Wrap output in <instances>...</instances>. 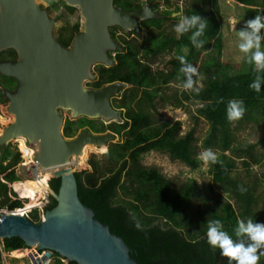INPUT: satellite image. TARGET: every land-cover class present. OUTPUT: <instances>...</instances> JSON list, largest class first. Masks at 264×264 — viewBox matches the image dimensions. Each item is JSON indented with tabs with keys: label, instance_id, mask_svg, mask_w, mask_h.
<instances>
[{
	"label": "trees",
	"instance_id": "obj_1",
	"mask_svg": "<svg viewBox=\"0 0 264 264\" xmlns=\"http://www.w3.org/2000/svg\"><path fill=\"white\" fill-rule=\"evenodd\" d=\"M233 1L235 6L232 9L234 8L235 11L238 9L234 15L238 19L236 30L239 27L242 28L247 20L257 15H264V0ZM167 3L169 6L170 3L168 1ZM194 3L193 7L189 6L182 10L180 17L197 14L207 21L208 28L200 38L204 41L203 47L196 48L190 43L191 33L183 36L164 34L165 20L172 14L168 7V10L160 16L141 21V28L149 32L144 49L137 43L127 41V35L136 36L135 32L125 33L126 36L124 34L117 38L115 30L110 29L113 39L123 47V50L116 52L115 66L108 68L97 65L96 79L90 83L93 89H101L117 81L134 86L123 94L121 104L112 105L113 108L122 111L124 120L122 125L109 126L110 132L121 138L119 144L110 147V156L105 155L114 165L115 170L108 169L109 174L104 175L101 163L91 159L89 164L92 172H78L76 179L81 201L92 208L96 213L95 218L110 226L113 234L124 239L131 250V257L139 264H229L227 258L220 254L219 249H214L207 244V221L221 220L223 230L234 240L237 239L235 228L238 220L246 221L251 218L255 223L264 224V218L255 211L258 203L255 188L246 182L234 179L231 175L236 169L238 159L246 168L257 163L251 155L255 146H250L244 151L235 148L234 121H229L226 117L228 102L238 99L243 101L246 111L243 118L237 122L259 125L264 120V84L258 93L249 87L257 75L264 77V72H258L255 66L250 64H247L244 71L240 72L236 67L223 63L221 57L224 42L222 30L224 15L220 2L210 0L211 10H205L199 0ZM128 4L129 11L141 7L138 5L133 8L132 0H129ZM66 8L70 13L76 10L69 6ZM174 10L178 11V9ZM73 30L78 31L79 26L76 25ZM66 32L67 28L57 32L56 38L61 45L68 47L74 35L73 32L65 35ZM211 44H213V53L199 63L202 52L209 50ZM143 51L145 55L153 56L172 51L174 54V58L170 61L172 70L154 72L151 65L140 59ZM1 55H10L12 57L10 60L17 59V53L12 49L0 52ZM178 55H184L192 66L198 62L204 81L203 87L197 89L198 91L182 92L181 99H177V104L192 101L201 106L197 109V118L204 119L209 125V134L203 142V149L211 148L218 154L219 160L216 164L209 163L213 175L212 185H221L231 191L238 201V208L230 202H225L219 210H212L210 218L202 222L201 228L195 235L188 233L187 229L185 232L184 225L190 226V222L182 215L185 206L196 193L195 183L190 181L176 186L156 167H146L142 164L144 155L153 152L168 153L172 160L184 163L192 170L202 164L195 153L193 129L179 137L181 127L179 122L153 126L150 112L140 106L145 103L150 109L153 108L163 88L174 81L184 80V75L179 72L181 65L177 59ZM0 59L7 60L5 57ZM0 78L4 82L1 83L4 89L8 88L11 80L17 83L14 78L1 74ZM0 101H7L2 91H0ZM101 126L102 131L94 120L85 118L77 122L67 120L63 133L66 139L74 138L81 130L104 134L106 128L103 124ZM22 147L26 148L24 144ZM227 153L231 156H227ZM24 158L27 160L26 156ZM20 162V153L14 152L10 145L0 148V207L5 205L9 211L22 207L20 199H12L7 193V183L20 181L15 173V167ZM49 186L58 192L60 179H52ZM119 191L128 193V195L123 193L126 199L118 196ZM38 197L40 195L34 198V204ZM56 203V199L50 195L46 211L52 210ZM39 215L40 211L34 210L29 219L39 223L41 221ZM244 239L247 242L246 238ZM2 243L3 250L7 252L28 248L19 238L3 239ZM40 254L42 253L37 251L34 253L38 260L44 256ZM54 256L57 258L55 264H63V258L57 253H54ZM68 264L77 263L69 262ZM259 264H264V256L260 257Z\"/></svg>",
	"mask_w": 264,
	"mask_h": 264
},
{
	"label": "water",
	"instance_id": "obj_2",
	"mask_svg": "<svg viewBox=\"0 0 264 264\" xmlns=\"http://www.w3.org/2000/svg\"><path fill=\"white\" fill-rule=\"evenodd\" d=\"M63 1L78 8L84 20L68 47L57 40L56 18L38 0H0V52L12 49L18 55L16 60L0 61V74L18 82L15 90L1 88L14 123L2 130L0 148L25 138L29 145L39 147L35 161L44 168H62L51 175V180L60 179V186L58 192L49 187L57 203L46 211L45 219L34 223L14 211L0 213V239L19 238L28 248L35 246L46 253L44 262L57 253L67 263L139 264L124 239L81 201L78 169L71 168L73 158L77 164L86 147H108L119 142V137L84 131L66 139L60 110L71 112L74 121L85 118L121 124L122 112L112 107L111 100L134 86L117 81L87 89L84 83L95 79L94 66L116 65L110 52L122 51V47L112 38L110 27L139 32L140 21L158 13L150 6L128 12L114 6V0ZM105 155L110 156V151Z\"/></svg>",
	"mask_w": 264,
	"mask_h": 264
},
{
	"label": "rangeland",
	"instance_id": "obj_3",
	"mask_svg": "<svg viewBox=\"0 0 264 264\" xmlns=\"http://www.w3.org/2000/svg\"><path fill=\"white\" fill-rule=\"evenodd\" d=\"M166 1L167 0H142L141 3H143L144 5L147 4L149 5L150 3L153 2L155 5H157V10L162 11L166 9L165 7L167 5ZM168 1L170 4L169 6L167 5V7L171 8L172 14L170 17H168L165 20L163 31L165 35L176 36L177 34L174 32L173 29H174V25L181 18L180 15L182 13V10H184L189 6L193 7V5L195 4L194 2L196 0H168ZM199 1H201L202 7L205 10H211V5L209 4L210 0L209 1L199 0ZM38 2L46 9H48V13L52 17L56 18V23L54 26L55 35H57L58 34L57 32H60L62 29L67 28V32L65 35L73 32L72 34L75 36L76 31L73 30L74 27L78 25L79 30L82 29L84 20L82 19L81 13L78 9L70 13L68 9L63 8L62 6V4L64 3L63 0H38ZM219 2L221 5L222 13L224 15V25L222 29L224 35V42H223V53H222L221 61L225 64L236 67L237 71L240 70V72H242L247 66V63H245L244 54L241 53L238 49L239 39L237 36V32L241 30V28L239 27L236 30V20L238 19H236V17L234 16L236 12H238V9H236V11L234 10V8L232 9V7L235 6L233 5L235 3L232 0H219ZM177 4L180 7L179 11L174 10L177 8L175 7V5ZM114 30L117 37H122L126 33L121 29H117V27H115ZM261 35L264 36V30H262ZM148 38H149V32H147L146 30H142L140 33H137L136 36L130 34L127 35V41H132L133 43H137L138 46L143 49L146 46V40ZM213 44H211V48L209 50L202 52L201 60H199V63L204 61V59H206L211 53H213V47H212ZM262 50H264V42H262ZM4 57L6 59L12 58L10 55L0 56V58H4ZM173 58H174V54L172 51H167L159 56L145 55L144 51L142 52V54H140V59L151 65V68L154 72L159 70H163L164 72L165 71L170 72L172 70V65L170 64V61ZM199 63L197 62L196 65L193 66L197 69L198 72L196 76H193V80L195 81L193 89L184 90L182 89V84L184 83V81L182 82L174 81L168 87H165L163 88L162 91H160V94L157 96L153 108L150 109L145 103L140 105L143 109L148 110L150 112L153 126L164 123L175 122V121L179 122L181 126L179 137L184 136L190 130L193 129L195 132L194 148L197 157L198 154L204 150L203 142L206 139L207 135L209 134V125L204 119L197 118L198 116L197 109L201 107L199 106L198 103L192 101L189 102L184 101L182 102V104L178 105L177 99H181L182 92L189 93L197 89H201L203 87L204 75L201 72V69H199ZM95 70H96V66L93 67V71ZM93 74L96 75V73L94 72ZM9 82L11 84L6 89L11 90L16 88L17 86L16 82L12 80ZM93 82L94 81H87L84 83V85L87 89H93L92 87H90V85H92L90 83ZM1 83H4L2 78H0V88H3L1 87ZM128 91L129 89L125 90L123 94ZM123 94H121V96L119 97H115L116 100L112 99L111 100L112 105H115V103L121 104V98ZM7 105H8V101H0V136L4 128L9 126L11 123H14V117L10 116V114L6 112ZM60 112L63 113L64 116L63 130L67 120L71 122H77L71 118V112L65 110H60ZM95 124L98 127H100L99 128L100 131L103 130L101 126V124H103V126L106 128L104 129V134H108L111 133L109 130V126L111 124L114 125L116 123L113 122L108 123L106 121L96 120ZM233 127H234V135H235V142H234L235 148L244 151L247 150L250 146H255V149L251 152V155L252 158L257 161V163L252 164L251 167L249 168H246L243 165V162H241V160L238 159L236 160V169L232 171L231 175L234 179L242 182H246L247 184L255 188L256 190L255 192L258 197V203L255 207V211L257 214L261 215L262 218H264V120L261 121L259 125L255 123L240 124L239 122L234 121ZM82 132H84V130L79 131L74 138L78 137ZM119 140L121 141L120 137ZM19 141L22 142V140ZM21 142L16 143V141H14L11 142L9 145L11 146V149L17 153L18 147L21 145ZM119 142L115 141L114 143H111L108 147H102V148L94 147V146L86 147L83 152L87 151V157L83 166H77V164L73 161V163L71 164V168L78 169V172H83V171L92 172V168L89 164L90 163L89 161L91 159H94L101 163V169L104 175L109 174L108 169L113 168L115 170V168L114 165L110 163V160L105 157V152L110 151V147L112 145L119 144ZM22 146L20 147V149L23 153V156H21V162L15 167V173L21 181L32 180V178L28 175V168H27L29 167L30 164L29 161L24 158V156H28V155L29 157L34 156L35 152L31 149L36 150L39 149V147L30 146L31 149H28V148H23ZM226 155L231 156L229 153H227ZM247 159L250 160V158ZM142 164L145 165L146 167H156L162 173V175H164L165 178L170 179L173 182V184L176 186H180L181 184L190 181L195 183L196 193L192 196L191 200L185 206L184 211L182 212V215H184L190 222V226L184 225L185 232L187 229V232L190 233L191 235H195L199 230V228H201L202 222L210 218L211 211L219 210V208L223 203L230 202L234 206L236 207L238 206V201L235 195L231 191H228L226 188L222 187L221 185L219 186L212 185L213 175L210 171L209 163L206 164L202 161V164L199 165L198 168L192 170L184 163L172 160L168 153L153 152L144 155L142 159ZM18 183L19 182L12 184V187H15L16 185H18ZM15 188L18 190L17 186ZM44 191L40 193V196L44 194ZM7 193L9 197L12 199L18 197L17 195L12 194L9 188ZM123 193L125 195H128L126 191H124ZM123 193L122 191H119L118 196L123 199H126ZM21 201L23 206H26V204L30 202L27 199H21ZM38 204L43 205V199L42 202ZM37 208H41V207L37 206ZM0 210H7L8 212H10L5 205L0 207ZM2 241L3 240L0 239L1 246L3 244ZM20 250H24V251L28 250L29 253L31 254V257L29 256L28 258H19L18 257V255L20 254L19 250H17V252L16 251L4 252L1 250L0 264H32V263L55 264V261L57 259L56 256L52 254L49 257V259L46 262H44L46 253L42 252V254L40 255H44V256L42 257V259L38 260L34 255L35 251L37 250L35 246H33L32 248L20 249ZM62 263L68 264L65 259H62Z\"/></svg>",
	"mask_w": 264,
	"mask_h": 264
},
{
	"label": "clouds",
	"instance_id": "obj_4",
	"mask_svg": "<svg viewBox=\"0 0 264 264\" xmlns=\"http://www.w3.org/2000/svg\"><path fill=\"white\" fill-rule=\"evenodd\" d=\"M233 2L235 3V1ZM167 5L165 6L166 11L168 10ZM62 6L63 8H66V6L68 5L64 2ZM175 7H177L176 9H178L179 11L180 8L179 5L177 4L175 5ZM74 9H78V8H74ZM170 11H172L171 8ZM206 28H208L207 21L201 18V16L197 14H192L190 16H182L179 19V21L174 25L173 30L179 36H183L184 34L191 33V35L189 36L190 43L196 48H201L204 46V41L200 38L204 35ZM142 30L143 29L140 27L139 32L136 31H130V32H135L137 34L140 33ZM262 30H264V15L261 16L257 15L254 18L247 20L244 23L241 30L237 32V36L239 39L238 49L241 53L244 54L245 63L254 65L258 72H264V50H262V42H264V36L261 35ZM133 36L135 35L133 34ZM116 52H120V51L110 52V55L114 59ZM177 59L179 60L181 65V67L179 68V72L182 73L185 77L183 80L184 83L182 84V89L184 90L193 89L195 84V81L193 80V76H196L198 74L197 69L193 67L190 63H188L184 55H178ZM92 72L95 73L93 69ZM95 79H96V75H95ZM95 79L93 81H95ZM262 84H264V77L257 75L255 80L249 85V87L258 93L261 91ZM245 111L246 109L244 107L242 100L232 99L227 104L226 117L229 121H237L243 118ZM123 123L124 120L121 124L119 123L116 124L122 125ZM197 158L206 164L219 163L217 154L211 148H207L201 151L198 154ZM12 184L7 183V186L8 185L12 186ZM9 190L11 191L10 188ZM241 191H243V189H241ZM235 236L237 237V239L234 240L232 236H230L226 231L223 230V223L219 219H211L208 220L206 223L207 244L214 249H219L220 254L223 257L227 258L229 264H233V262L234 264H259L260 257L264 256V224L255 223L251 218L247 219L246 221L243 219L238 220L237 226L235 228ZM244 238H246L247 242H245ZM37 252L42 253V251H37Z\"/></svg>",
	"mask_w": 264,
	"mask_h": 264
},
{
	"label": "built area",
	"instance_id": "obj_5",
	"mask_svg": "<svg viewBox=\"0 0 264 264\" xmlns=\"http://www.w3.org/2000/svg\"><path fill=\"white\" fill-rule=\"evenodd\" d=\"M19 139H24L21 141L19 140H15L16 143L18 142H21V145L18 147V151L17 153H19L20 151V155L23 156V153L21 152V149L20 147L24 144V146L28 149H31V147L29 146L27 140L25 138H19ZM33 150L35 153H34V157L36 156V154L39 153V149H31ZM29 161V167L28 168V175L32 178V180H36L37 178H41V177H45L46 175H49V179L47 181V184L49 185V182L51 180V175L54 171L60 169V168H57V167H53V168H44L39 162L35 161V158L33 160H28ZM44 173V175H43ZM8 188L11 189V193L14 192L16 193V195L18 196L17 198L18 199H27V200H30V198H24L21 196V193H20V190H17L15 187H12L10 185H8ZM12 193V194H14ZM10 194V193H9ZM50 190H46L44 191V194L40 197L37 198V204H33V206L30 208V210H27L26 206H23L22 207H19V208H16V210L14 211L15 213L17 212H20L19 214L20 215H24V216H27L28 218L30 217V214L34 211V208L35 210H38L40 211V215L39 217H41V221H43L45 219V214H46V206L48 205L49 201H50ZM16 199V198H15ZM42 199H43V205L42 204H38L40 202H42ZM38 207H41V208H37ZM1 212H7L6 210H3ZM0 221H1V217H0ZM39 221V222H41ZM46 264V263H45Z\"/></svg>",
	"mask_w": 264,
	"mask_h": 264
},
{
	"label": "bare ground",
	"instance_id": "obj_6",
	"mask_svg": "<svg viewBox=\"0 0 264 264\" xmlns=\"http://www.w3.org/2000/svg\"><path fill=\"white\" fill-rule=\"evenodd\" d=\"M86 157H87V151H85L84 154L79 157V160L77 162V166H83V164L85 163ZM26 158H27V160H29V159L33 160L35 157L34 156L29 157V155H28V156H26ZM73 159H74L73 161H75L76 158H73ZM48 179H49V175H46L45 177L37 178L36 180L19 181L18 185H16L18 187V190L21 191L22 197L30 198V202L27 204L25 203L27 210H30V208L33 206L34 198L37 195H40V193H42L44 190L46 191L47 187L49 189V186L47 184ZM19 253H20L18 255L19 258H28L29 256L31 257V254L29 253L28 250H25V251L20 250ZM45 256H46V254H45Z\"/></svg>",
	"mask_w": 264,
	"mask_h": 264
},
{
	"label": "flooded vegetation",
	"instance_id": "obj_7",
	"mask_svg": "<svg viewBox=\"0 0 264 264\" xmlns=\"http://www.w3.org/2000/svg\"><path fill=\"white\" fill-rule=\"evenodd\" d=\"M117 0H114V6H116V7H119V8H121V9H123V10H125V11H128V12H131V11H137V10H140V9H142L143 7H146V6H150L153 10H155V11H157V13H158V16H160V14H163L164 13V11H166V9L165 10H162V11H159V10H157V5H155L153 2L152 3H150L149 5L147 4V5H144L143 3H141V1L142 0H132V4H133V8L134 7H136V6H138V5H140L141 7L140 8H138V9H133V10H131V11H129V0H118L117 1V4H115V2H116ZM158 9H159V7H158ZM142 21V20H141ZM141 21H140V23H141ZM140 23H139V25H140ZM115 27L116 26H114V27H110V29H115ZM141 27V26H140ZM117 29H118V27H117ZM122 29V28H121ZM143 30H145V28H142ZM14 60H16V59H14ZM0 61H12V60H10V59H7V60H0ZM16 88H14V89H11V91L12 90H15ZM0 90H1V88H0ZM29 144V143H28ZM1 211H3V210H0V213H3V212H1ZM7 211V210H6ZM4 251L3 250V244H2V246L0 245V251ZM12 251H17V250H12ZM12 251H9V252H12ZM20 251V250H19ZM4 252H7V251H4Z\"/></svg>",
	"mask_w": 264,
	"mask_h": 264
}]
</instances>
